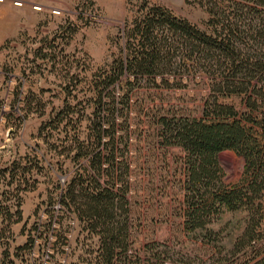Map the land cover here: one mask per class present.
I'll return each instance as SVG.
<instances>
[{
    "label": "rangeland",
    "instance_id": "obj_1",
    "mask_svg": "<svg viewBox=\"0 0 264 264\" xmlns=\"http://www.w3.org/2000/svg\"><path fill=\"white\" fill-rule=\"evenodd\" d=\"M23 1L22 7L10 2L0 6V264H87L98 254V239L87 234L67 208L53 206L79 164H87L86 159L79 164L73 161L76 139L86 140L97 108L98 77L128 55L126 32L143 12V2L167 9L207 33L208 8L222 16L233 3L248 6L253 0ZM32 2L41 10L34 11ZM53 9L59 14L54 15ZM261 49L264 56V46ZM174 72L132 82L122 78L111 87L121 113L126 111L118 98L130 92L129 143L137 149L141 168L130 197L134 246L125 253V264H244L257 250H264L262 239L232 253L247 226L246 211L224 210L207 227L212 235L184 231L176 216L183 196L176 161L181 153L169 148L164 160L153 123L162 116L200 119L209 96H219V103L239 114L251 113L246 116L259 122L264 119V101L251 95L250 104L257 100L251 111L243 95L212 92V77L201 68ZM242 124L252 126L247 121ZM263 128L255 125L259 135ZM218 161L224 182L237 183L243 159L223 151ZM259 232L264 233V220ZM25 244L27 248L21 249Z\"/></svg>",
    "mask_w": 264,
    "mask_h": 264
},
{
    "label": "trees",
    "instance_id": "obj_2",
    "mask_svg": "<svg viewBox=\"0 0 264 264\" xmlns=\"http://www.w3.org/2000/svg\"><path fill=\"white\" fill-rule=\"evenodd\" d=\"M141 8L143 12L126 32L128 55L112 62L109 71L98 77L97 108L86 140L76 139L73 157L75 163L86 159L87 164H79L59 199L83 230L98 239V254H93L87 264H125V253L134 246L130 197L135 173L141 170L140 158L129 143L133 134L130 92L118 98L125 106L126 112L121 113L115 108L111 87L122 78L132 82L173 75L174 70L183 68H201L205 76L212 77V92L243 95L248 99L243 103L251 111L257 108V100L250 104L251 95L264 101V56L259 52L264 46V26L260 22H264V0L250 1L248 6L235 2L222 16L208 8L207 33L172 16L167 9L149 6L145 1ZM243 15L246 18L242 19ZM218 98L209 96L204 101L202 118L162 116L153 123V131L164 160L169 148L181 153L176 161L181 167L178 183L183 196L177 203L176 216L186 234L205 231L212 235L207 227L224 210H244L249 215L248 223L232 252L239 254L264 239V233L259 232L264 220V133L259 135L255 130V125L264 127L260 122L264 119L251 120L246 115L253 114H239L219 103ZM242 121L252 126L246 127ZM223 151L244 161L242 177L232 185L224 182L219 165L218 155ZM26 248L27 244L21 249ZM244 264H264V250H257Z\"/></svg>",
    "mask_w": 264,
    "mask_h": 264
},
{
    "label": "built area",
    "instance_id": "obj_3",
    "mask_svg": "<svg viewBox=\"0 0 264 264\" xmlns=\"http://www.w3.org/2000/svg\"><path fill=\"white\" fill-rule=\"evenodd\" d=\"M47 1H51V0H47ZM5 2H10L14 7H22L23 4L25 3L23 0H0V4H3ZM30 5L34 11H40L42 8L40 4H37L35 2H32ZM53 14L58 15L59 13L57 12V10L53 9ZM53 209H58V210L61 209L60 203L59 202L55 203Z\"/></svg>",
    "mask_w": 264,
    "mask_h": 264
},
{
    "label": "crops",
    "instance_id": "obj_4",
    "mask_svg": "<svg viewBox=\"0 0 264 264\" xmlns=\"http://www.w3.org/2000/svg\"><path fill=\"white\" fill-rule=\"evenodd\" d=\"M0 6H1V4H0Z\"/></svg>",
    "mask_w": 264,
    "mask_h": 264
}]
</instances>
